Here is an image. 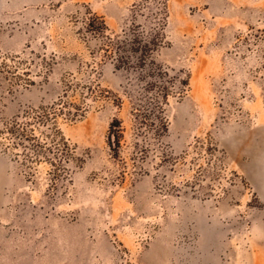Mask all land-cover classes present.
<instances>
[{
  "label": "rangeland",
  "instance_id": "374dc122",
  "mask_svg": "<svg viewBox=\"0 0 264 264\" xmlns=\"http://www.w3.org/2000/svg\"><path fill=\"white\" fill-rule=\"evenodd\" d=\"M0 264H264V0H0Z\"/></svg>",
  "mask_w": 264,
  "mask_h": 264
},
{
  "label": "trees",
  "instance_id": "16d2710c",
  "mask_svg": "<svg viewBox=\"0 0 264 264\" xmlns=\"http://www.w3.org/2000/svg\"><path fill=\"white\" fill-rule=\"evenodd\" d=\"M161 35L156 33L152 39L153 41L156 39H160ZM134 42L136 39H133ZM146 48V46H144ZM147 77L151 78L152 75L147 73ZM152 89H156V92H154L153 95L150 97H147L146 94H148L149 91ZM145 91V99L140 100L138 107L142 109V115H141V123L147 124L146 126H152L155 123H159L161 125V128L164 130L167 128V121L164 115V109L163 105L166 103L168 90L166 87L163 86H156L155 82H147L146 86L144 88ZM155 122V123H154ZM122 137V129L120 126L119 121H114L110 125V136L108 137V144L109 146H113L114 143H118Z\"/></svg>",
  "mask_w": 264,
  "mask_h": 264
}]
</instances>
